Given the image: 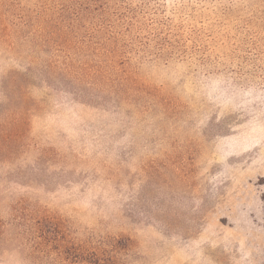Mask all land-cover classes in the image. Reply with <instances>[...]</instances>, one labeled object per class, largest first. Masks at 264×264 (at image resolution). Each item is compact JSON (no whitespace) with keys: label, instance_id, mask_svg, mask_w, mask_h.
I'll list each match as a JSON object with an SVG mask.
<instances>
[{"label":"rangeland","instance_id":"1","mask_svg":"<svg viewBox=\"0 0 264 264\" xmlns=\"http://www.w3.org/2000/svg\"><path fill=\"white\" fill-rule=\"evenodd\" d=\"M264 0H0V264H264Z\"/></svg>","mask_w":264,"mask_h":264},{"label":"trees","instance_id":"2","mask_svg":"<svg viewBox=\"0 0 264 264\" xmlns=\"http://www.w3.org/2000/svg\"><path fill=\"white\" fill-rule=\"evenodd\" d=\"M263 199H264V197H263Z\"/></svg>","mask_w":264,"mask_h":264}]
</instances>
